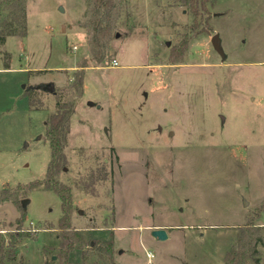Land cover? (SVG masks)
<instances>
[{
  "label": "rangeland",
  "instance_id": "rangeland-1",
  "mask_svg": "<svg viewBox=\"0 0 264 264\" xmlns=\"http://www.w3.org/2000/svg\"><path fill=\"white\" fill-rule=\"evenodd\" d=\"M206 7L194 19L177 0H126L96 64L79 26L85 0H26L27 34L8 39L11 69L0 71V190L22 186L18 203L0 204V234L16 251L3 262L63 264L61 201L25 187L46 176L45 122L57 96L74 106L57 180L70 186L71 228L89 244L70 253L71 264H225L247 224L264 237V0ZM215 34L225 59L212 48ZM81 60L78 97L71 85ZM46 84L55 94L40 91L28 110L24 94ZM19 219L25 237L12 244ZM155 226L166 240L152 236Z\"/></svg>",
  "mask_w": 264,
  "mask_h": 264
},
{
  "label": "trees",
  "instance_id": "trees-1",
  "mask_svg": "<svg viewBox=\"0 0 264 264\" xmlns=\"http://www.w3.org/2000/svg\"><path fill=\"white\" fill-rule=\"evenodd\" d=\"M85 19L79 24L87 35V44L89 47L90 59L96 64L104 62L107 57L109 43L115 38L117 30L121 24V18L125 13L124 4L126 0H85ZM189 5L190 11L194 15V19L198 18L204 12H208L206 4L209 0H177ZM26 0H0V12L8 14L7 19L0 23V47L4 46L7 37L11 36H25L27 13L25 12ZM1 14V13H0ZM4 61L2 62L4 69H9L10 55L7 52L3 53ZM88 67L86 60L79 61L77 71L74 73V82L71 88L76 96L80 97L83 92V76L84 69ZM40 73V72H38ZM41 93L35 90L34 87H29L24 94L28 99L29 110L38 109L35 106L36 96ZM63 96H57L55 103V112L47 117L45 122L46 139L50 148V159L46 176L43 180L32 181L25 186L28 189L44 188L51 190L61 201V217L58 220V229L61 232L59 237L61 243L59 245L60 260L63 264H71L68 257L74 250H83L87 244L82 236L71 228L70 219L73 209L71 188L57 180V175L63 171L66 166V156L64 153L67 135L69 133L70 118L74 114V106L63 100ZM17 189H22L18 186L15 190L1 189L0 190V204L4 202L18 203L16 199ZM24 217V214H21ZM23 219L17 220V230L11 237V243H15L17 238L25 237L20 231V225ZM246 231L241 238L242 243L238 247L231 248L224 256L223 262L225 264H248L247 260L254 261L259 264V248H264V237L255 230L252 224L246 225ZM27 237V236H26ZM94 244L93 246H96ZM12 245L5 242L0 234V264H7L3 262L5 255H9V260L14 259L16 251H10L8 248ZM112 242L107 241L103 248L107 255L112 254ZM7 253V254H6ZM13 255V256H12Z\"/></svg>",
  "mask_w": 264,
  "mask_h": 264
},
{
  "label": "water",
  "instance_id": "water-1",
  "mask_svg": "<svg viewBox=\"0 0 264 264\" xmlns=\"http://www.w3.org/2000/svg\"><path fill=\"white\" fill-rule=\"evenodd\" d=\"M117 37V35H116ZM211 45H212V48L214 49V51H216L221 58L225 59L224 58V54H223V51H222V48H221V41L219 40V37L217 34H215L212 38H211ZM170 43L167 42V45H169ZM35 90H38V91H42V92H48V93H51L52 95L55 94V86L54 84H46V85H43V86H34ZM88 105H92L91 103H89ZM28 203V200H22L21 204L23 207L26 206V204ZM79 214H81V212H79ZM152 236L154 238H156L157 240L159 241H164L167 239V233H166V230L164 229H153L152 231Z\"/></svg>",
  "mask_w": 264,
  "mask_h": 264
},
{
  "label": "crops",
  "instance_id": "crops-1",
  "mask_svg": "<svg viewBox=\"0 0 264 264\" xmlns=\"http://www.w3.org/2000/svg\"><path fill=\"white\" fill-rule=\"evenodd\" d=\"M26 34H27V32H26ZM11 37H20V38H21V37H24V36H11ZM11 37H7L6 40H5V43H4V46H3L5 50H6V48H7V47H5V45L7 44L8 39L11 38ZM6 52H7V50H6ZM7 53H8V52H7ZM8 54H9V53H8ZM9 55H10V54H9ZM10 60H11V55H10ZM9 64H10L9 69H4L3 66H2V68H0V71H10V69H11V63H10V61H9ZM2 65H3V64H2ZM29 72H30V71H29ZM31 72H32V71H31ZM23 88H24V87H23ZM25 99H26V98H25ZM28 110H29V107H28ZM154 228H155V229H158L159 226H155Z\"/></svg>",
  "mask_w": 264,
  "mask_h": 264
},
{
  "label": "built area",
  "instance_id": "built-area-1",
  "mask_svg": "<svg viewBox=\"0 0 264 264\" xmlns=\"http://www.w3.org/2000/svg\"><path fill=\"white\" fill-rule=\"evenodd\" d=\"M72 49H73V50H76V47L74 46ZM118 66H119L118 61L113 60V62H112V67L114 68V67H118ZM1 232H2V231H0V233H1ZM153 257H154V255H152L150 252H146V258H147L149 261H151V260L153 259Z\"/></svg>",
  "mask_w": 264,
  "mask_h": 264
}]
</instances>
